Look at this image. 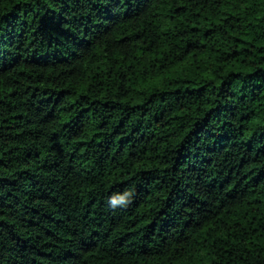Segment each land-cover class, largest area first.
Returning <instances> with one entry per match:
<instances>
[{"label": "trees", "instance_id": "16d2710c", "mask_svg": "<svg viewBox=\"0 0 264 264\" xmlns=\"http://www.w3.org/2000/svg\"><path fill=\"white\" fill-rule=\"evenodd\" d=\"M0 264H264V0H0Z\"/></svg>", "mask_w": 264, "mask_h": 264}, {"label": "clouds", "instance_id": "9594fccd", "mask_svg": "<svg viewBox=\"0 0 264 264\" xmlns=\"http://www.w3.org/2000/svg\"><path fill=\"white\" fill-rule=\"evenodd\" d=\"M131 196V192L130 191H125L122 195H119V196H113L111 199H110V202L113 204V205H116V204H123L126 202V200Z\"/></svg>", "mask_w": 264, "mask_h": 264}]
</instances>
